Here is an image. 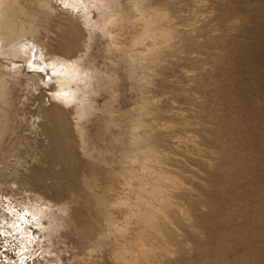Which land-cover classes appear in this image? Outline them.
Listing matches in <instances>:
<instances>
[{"label": "rangeland", "instance_id": "obj_1", "mask_svg": "<svg viewBox=\"0 0 264 264\" xmlns=\"http://www.w3.org/2000/svg\"><path fill=\"white\" fill-rule=\"evenodd\" d=\"M45 1L0 110V264H264V0Z\"/></svg>", "mask_w": 264, "mask_h": 264}, {"label": "bare ground", "instance_id": "obj_2", "mask_svg": "<svg viewBox=\"0 0 264 264\" xmlns=\"http://www.w3.org/2000/svg\"><path fill=\"white\" fill-rule=\"evenodd\" d=\"M98 1H100V0H98ZM27 2H28V0H27ZM37 2H38L37 3L38 5H36V6L38 8H41L40 12L42 11L41 13L39 12L40 13L39 15L37 13L33 14V12L31 11L32 10L31 6L24 4L23 0H0V85L2 86V83H8L9 89H10L9 96H8L7 100L5 101L4 96H2L4 94V90L0 86V97L3 99L2 101L0 100V110H5L7 108L10 110V108H11V104H10L11 96L16 90H18L15 84L18 80L19 81L25 80L24 76H23V78H21V77H17L15 75V69H13L14 65H13V61L11 58V53L15 52V50H16V49H14V47L18 44H21L22 42H24L26 40H29V41L33 40L35 42H38V40L40 39L38 36V35H40L39 26L41 27L42 26L41 23H43V21L45 19H47L46 21H48V19L51 18L53 14H55L53 7H51L50 4H47V2L45 0H37ZM96 4H98V3H96ZM105 6H106V4H105ZM101 9H102V7H101ZM112 12H113V10H112ZM32 16L36 18L37 23L35 25H34V23L33 24L31 23L32 25L28 23L29 18H31ZM115 16L114 15L112 16L113 19H115L117 17V16L116 17ZM117 20H118V17L116 19V22H117ZM106 22H108L107 25H109V32H110V35L112 36L113 43H114L115 49H116L115 51H113V54L117 53V55L119 56L123 52V49L120 48L119 45L121 43L127 42V40L130 37L131 31L127 27L118 24V22L115 23V20L112 21V19H110V17H108L106 19ZM20 23L23 24L24 26H25V24L26 25L28 24L29 28H27V29L23 28L20 31L16 30V27H18V25ZM43 25L46 26L45 24H43ZM104 26L102 28H104ZM71 27H72L71 25H69V26L66 25L64 28L62 27L63 28L62 31L63 30L65 31V29H69ZM43 34L45 35L46 33L44 32ZM118 49H119V51H118ZM36 87H37V85H35V81L33 79V88L34 89L31 88L32 89V91H31L32 98L34 97L35 93H37V92L39 93V91ZM14 107H17V106H14ZM2 172H0V183H2L3 181L6 182L9 179V178L5 177L4 173H2ZM117 180L118 179H111V178L109 179L111 186H113V188L115 187V189H112V190L113 191L116 190V193H119L120 187H119V183ZM107 184H108V182H107ZM91 188H93V187H91ZM112 193H114V192H112ZM114 195H115V193H114ZM114 195L111 194V196H114ZM87 205L88 204H86L83 209H78L80 207L75 208L74 212L73 213L71 212L72 218L75 219V221H77V222H79V219H80L81 223L83 221L84 223L92 222L96 225L101 224V222H103L105 219V216L102 215L103 213L101 214V212H98L97 210L96 211L94 209L92 210L91 207H89V206H92V208H93V205H91V204L88 206ZM118 209H113L112 215L114 217L120 218V217H122L123 213H125V212H123L120 209L118 210Z\"/></svg>", "mask_w": 264, "mask_h": 264}]
</instances>
